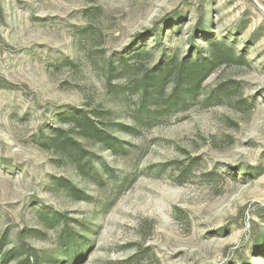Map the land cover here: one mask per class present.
<instances>
[{"label": "rangeland", "instance_id": "374dc122", "mask_svg": "<svg viewBox=\"0 0 264 264\" xmlns=\"http://www.w3.org/2000/svg\"><path fill=\"white\" fill-rule=\"evenodd\" d=\"M0 264H264V0H0Z\"/></svg>", "mask_w": 264, "mask_h": 264}, {"label": "trees", "instance_id": "16d2710c", "mask_svg": "<svg viewBox=\"0 0 264 264\" xmlns=\"http://www.w3.org/2000/svg\"><path fill=\"white\" fill-rule=\"evenodd\" d=\"M217 45L218 44H214L213 54L210 58H205L203 60L196 59L193 62H191V64L189 65L186 63H182L178 65V68L176 70L177 75L182 76L183 73L185 72H189L191 74L199 73L200 71H202L205 64L215 63V61L221 58L220 48ZM175 92H176V88L173 91V94H175ZM69 120L75 123L76 127L81 129L82 134L85 135L86 137L92 138L94 140L96 139L102 142H107V144H110L108 143V139L104 137L106 136L107 138H109V135H107V133H105L103 130L98 128L96 126L95 120H93L90 116H88V114L82 113L81 110H76ZM56 130H57L55 132L56 135L52 137L53 143L59 142L60 145L63 144L64 148L68 147L74 151L76 150L77 152L75 151V153H82L83 156L87 154V150L81 147L80 143L75 138L66 136L63 137L61 140H59L62 137L60 132L61 129H56ZM73 160L76 162L78 161L76 160V157H74Z\"/></svg>", "mask_w": 264, "mask_h": 264}]
</instances>
